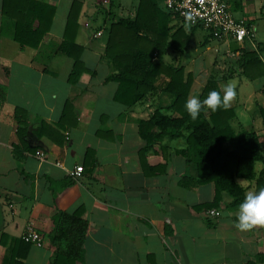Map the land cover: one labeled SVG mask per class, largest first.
<instances>
[{
    "label": "crops",
    "instance_id": "crops-1",
    "mask_svg": "<svg viewBox=\"0 0 264 264\" xmlns=\"http://www.w3.org/2000/svg\"><path fill=\"white\" fill-rule=\"evenodd\" d=\"M36 1L53 6L54 14L48 33L31 49L12 40V23L2 16L0 0V264H50L52 219L58 212L71 214L78 208L86 223L83 264H264V227L237 229L236 210L225 207L226 194L213 207L221 209L220 217L206 216L204 205L213 201V185L182 182L184 176L195 174L181 156L173 154L184 147L183 138L162 141L160 145L167 147L163 154L158 144L143 150L137 121L147 119L155 109H166L171 99L157 92L126 108L114 99L117 84L104 81L111 73L102 57L106 28L113 18L133 19L136 8L124 7L122 0H116L117 8L114 0ZM73 1L82 5L74 39L83 47L81 60L86 68L74 86L68 83L72 60L58 51ZM225 2L233 18L251 28L253 37L247 44L254 48L261 36L259 24H264V0ZM167 26L171 34L183 25L169 16ZM96 32L100 36L94 37ZM213 42L217 49L211 63L205 62L197 73L193 62L178 63L184 53L177 56L166 50L163 54L164 62L179 64L185 74L193 75L190 96H198L211 73L223 75L221 63L228 62L230 70L228 53L239 48L231 41ZM210 43L207 37L199 41L200 46ZM201 73L205 76H196ZM235 76L238 73L219 82L221 93ZM165 81L160 77L156 88ZM263 92L264 85L246 99L237 95L230 103L234 131L244 129L242 123H252L255 116L260 119ZM67 99L72 100L76 124L69 117L72 125L60 129L57 125ZM16 109L25 114L19 123ZM41 124L58 131V136L50 135L55 140ZM18 129L24 131L23 142ZM255 132L263 143L262 125ZM79 166L82 172L70 177L68 171ZM237 182L246 192L254 191L253 184ZM28 224L46 242L42 247L22 242Z\"/></svg>",
    "mask_w": 264,
    "mask_h": 264
},
{
    "label": "trees",
    "instance_id": "trees-1",
    "mask_svg": "<svg viewBox=\"0 0 264 264\" xmlns=\"http://www.w3.org/2000/svg\"><path fill=\"white\" fill-rule=\"evenodd\" d=\"M165 1L138 0L133 19L117 17L108 24L102 57L111 73L104 81L117 84L114 99L126 108L142 104L157 92L166 94L171 99L169 107L155 109L147 119L137 121L138 135L144 142L143 150H152L158 144L163 154L167 147L160 145L162 141L183 138L184 147L175 149L173 154L181 156L195 173L182 178L184 185L187 182L192 186L210 183L214 187V197L212 203L204 205V208L218 207L222 194H226L229 201L225 207L236 210L246 193L238 180L253 184L254 191L264 187L263 143L253 129L234 131L231 128L230 121L235 117L232 108L211 112L205 107L196 120L190 118L184 104L190 97L193 75L185 74L179 64L164 62L162 56L166 50L181 56L198 28L184 29L180 26L170 34L172 28L167 26L170 14L163 8ZM81 6L78 1L72 2L58 47L61 54L72 60L68 76V83L72 86L86 71L81 60L83 47L74 39ZM1 14L12 23V40L21 47L35 49L50 29L54 7L36 0H2ZM233 51H238V54L230 58L229 73L226 77L211 73L199 90L201 100L213 90L221 92L219 82L232 77L235 72L246 81L264 76L261 59L264 44L252 48L246 42L242 48ZM160 77L166 81L162 87L156 88L155 83ZM24 115L21 110L14 111L18 123ZM259 115L264 128V108ZM69 117L74 118L71 99L64 103L58 128L72 125L68 122ZM74 121L76 124L75 118ZM41 125L49 129V136H58V131ZM96 134L99 135L98 132ZM23 135L24 131L18 129L17 136L21 142ZM50 138L55 140L52 136ZM141 166L147 173L142 162ZM52 223L49 241L54 251L50 264H83L86 223L82 219V209L78 208L71 214L58 212ZM27 248L26 244L22 256Z\"/></svg>",
    "mask_w": 264,
    "mask_h": 264
},
{
    "label": "built area",
    "instance_id": "built-area-1",
    "mask_svg": "<svg viewBox=\"0 0 264 264\" xmlns=\"http://www.w3.org/2000/svg\"><path fill=\"white\" fill-rule=\"evenodd\" d=\"M163 8L170 16L178 19L183 26L205 30L214 41H231L239 47L237 49L243 47L246 42L252 41L251 28L246 22L233 18L225 0H167L164 2ZM98 36H100V32L94 34V37ZM237 53L238 51H235L228 55L233 58ZM39 157L43 161V154H40ZM56 165L59 166V163ZM81 172L82 167L79 166L68 171V175L75 178ZM205 214L216 219L220 217L221 209L210 208L205 211ZM21 240L37 247H42L44 244L40 234L31 224L26 225Z\"/></svg>",
    "mask_w": 264,
    "mask_h": 264
},
{
    "label": "clouds",
    "instance_id": "clouds-1",
    "mask_svg": "<svg viewBox=\"0 0 264 264\" xmlns=\"http://www.w3.org/2000/svg\"><path fill=\"white\" fill-rule=\"evenodd\" d=\"M222 93L213 90L203 100L196 95H191L186 100L184 108L193 120L200 116L205 107L211 112L227 108L237 96L235 85L231 83L225 85ZM234 223L235 227L241 231L264 227V187L245 193L236 209Z\"/></svg>",
    "mask_w": 264,
    "mask_h": 264
},
{
    "label": "rangeland",
    "instance_id": "rangeland-1",
    "mask_svg": "<svg viewBox=\"0 0 264 264\" xmlns=\"http://www.w3.org/2000/svg\"><path fill=\"white\" fill-rule=\"evenodd\" d=\"M90 1H95V0H90ZM115 1V8H117V1ZM122 2H124V7L126 6V8H128V6L132 5L134 8L137 7L138 4V0H122ZM92 23V21H90ZM258 27V26H257ZM259 31L261 36L258 35L257 38L255 39V43L258 44H262L264 43V34L262 33L264 30V24L261 23V25L259 24ZM263 34V35H262ZM205 37H207V39L209 41H211L212 43H210L207 46H200L199 45V41H201L202 39H204ZM214 40H212L208 33L205 30L202 29H197L194 33V35L192 36L186 51L184 52V54L182 55V57L180 58L179 62L181 65H186L189 64L190 62L194 63L195 66V72L197 73V70L200 72L203 69V65L205 64V62H208V65L211 63V59L213 58V56L215 55V48L217 49V44L214 45ZM232 48H234V45L231 44ZM233 50V49H231ZM264 61V54L261 55ZM163 59H165V55L162 57ZM205 66V65H204ZM221 68H223V70H219L220 73H223L222 77H226L227 73H229V64L228 62L225 61V64L221 63ZM196 76H205V74L201 73L200 75H196ZM198 77V79H199ZM243 81L242 77L239 76H235L229 80H227V84L231 83L233 85H235L236 91H237V95H239V97H241L242 99H246L248 94L252 93L253 91H255V89L260 88L261 86L264 85V76L255 79L254 82H250V81H245V83L241 82ZM253 81V80H252ZM196 90V87H195ZM193 90V91H195ZM263 97H264V92H263ZM260 119L257 120V116H255L254 120L252 121V123L246 121L244 123H242V128L244 129H253L254 131L257 130L258 126H260ZM45 240V239H44ZM46 242L44 241V244Z\"/></svg>",
    "mask_w": 264,
    "mask_h": 264
}]
</instances>
